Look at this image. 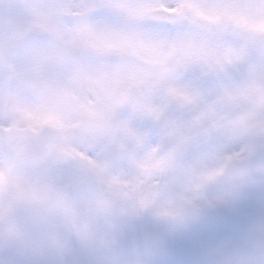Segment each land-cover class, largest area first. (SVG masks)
Wrapping results in <instances>:
<instances>
[{
    "label": "snow or ice",
    "instance_id": "obj_1",
    "mask_svg": "<svg viewBox=\"0 0 264 264\" xmlns=\"http://www.w3.org/2000/svg\"><path fill=\"white\" fill-rule=\"evenodd\" d=\"M260 23L264 0L0 8V264H264Z\"/></svg>",
    "mask_w": 264,
    "mask_h": 264
},
{
    "label": "rangeland",
    "instance_id": "obj_2",
    "mask_svg": "<svg viewBox=\"0 0 264 264\" xmlns=\"http://www.w3.org/2000/svg\"><path fill=\"white\" fill-rule=\"evenodd\" d=\"M7 3H9V0H0V8H3V6ZM196 14L203 17L204 19L212 21V22H215L217 19H219V17L217 15L208 14V13H205L203 11H200L199 9L196 10ZM233 18L238 19L240 22L248 23L247 19L243 16H238V17H233ZM250 26L256 27L260 30H264V23L250 25Z\"/></svg>",
    "mask_w": 264,
    "mask_h": 264
}]
</instances>
